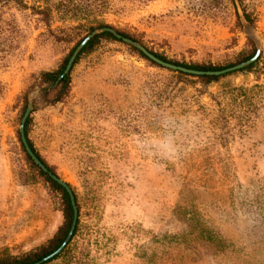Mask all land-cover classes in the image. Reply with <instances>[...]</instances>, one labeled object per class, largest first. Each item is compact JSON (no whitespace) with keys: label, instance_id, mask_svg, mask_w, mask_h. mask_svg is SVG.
Segmentation results:
<instances>
[{"label":"rangeland","instance_id":"obj_1","mask_svg":"<svg viewBox=\"0 0 264 264\" xmlns=\"http://www.w3.org/2000/svg\"><path fill=\"white\" fill-rule=\"evenodd\" d=\"M22 2L0 0V260L41 250L64 223L61 195L18 139L26 98L29 139L80 208L70 256L53 264H264V103L251 112L240 96L264 76L205 86L102 40L62 100L41 84L100 25L187 65L236 63L252 37L264 53V0L239 1L255 24L235 0ZM72 7L89 16L62 15Z\"/></svg>","mask_w":264,"mask_h":264},{"label":"trees","instance_id":"obj_2","mask_svg":"<svg viewBox=\"0 0 264 264\" xmlns=\"http://www.w3.org/2000/svg\"><path fill=\"white\" fill-rule=\"evenodd\" d=\"M8 1H12L15 3L18 2L20 5H22L23 7H25L27 9V6L22 2V0H8ZM231 1L234 4V0H231ZM239 1L241 2V4L243 3V0H239ZM234 6H235V4H234ZM102 7H104L105 9L108 8L106 2H104V5ZM31 9H32L34 15L40 16V22L45 27L51 28L52 23L54 22V19L52 16V13H53L52 8H50L49 6L44 7V6L39 5V6H34ZM55 11H58V13H61L62 10L60 8H56ZM62 13H64L62 15H66V13H70L71 14V17H70L71 20H79V19L83 18V15H84V17L89 16V14H87L86 11L84 12L80 9H77L76 7L68 8V9L64 10ZM244 13H245L246 20L251 24H255V20H254L253 16L246 11L245 7H244ZM83 19H85V18H83ZM98 28H109V29L115 30V28H113L112 26H108V25H100L97 28L90 29L89 32H87V34L81 40H79L77 42V44L73 47L71 52L64 59L63 63L60 65V67L56 71L45 72L42 74L41 84L43 86L49 85L51 87V90L48 93H55V95H56L55 102L62 100L69 93V90L71 87V74H72V71H73L75 65H77L79 63V61L81 60V58L85 54L91 53L102 40L122 43V44L128 46L133 52H136L142 59L146 60L147 62L151 63L152 65L157 66L161 69H166L165 67H162V66L156 64L155 62H153L142 51L138 50L137 48H135L131 45L124 43L123 40L117 38L112 33L104 32V33H101V34L95 36L93 39H91L85 45V47L82 49V51L79 53V55L75 59L70 72L68 74H65L66 69L69 65V62H70L73 54L77 50V48L81 45V43L91 33H93ZM115 31L118 33V35L122 36L123 38H127V39H130V40H133L135 42L142 44L141 42H139L135 38L125 34L122 31H119V30H115ZM249 44L251 46V50L246 55H243L236 63L229 64V65L224 66V67H215V66H210V65H208V66L187 65V64L169 61L163 55H160V54L152 51L151 49L147 48L143 44L142 45L149 52H151L154 56H156L157 58H159L160 60H162L166 63L172 64V65H175L178 67H182L185 69L193 70V71L219 72V71H223V70L235 67L237 65L245 63V62L251 60L252 58H254V56L256 55L257 49H256L253 42L250 41ZM168 70L171 72L177 73L181 77L197 78V79L201 80L205 86H209L213 83H218L221 79L228 77V76H231V75H234V74H245V73L246 74H253L256 77V81L260 82L261 78L264 76V53H262L260 58L255 63L250 65L248 68L243 69V70H239L236 72H232L229 74H225L222 76H208V75L199 76V75L184 73L181 71H174V70H170V69H168ZM48 93H47V95H48ZM240 96H242L243 100L246 101V103H247L246 109L253 112L257 109L258 104L264 103V85H258L257 84L251 89H243L242 94H240ZM27 107H28V101L25 98V107L23 110L22 118L25 115ZM32 113L30 114V116L28 117V119L25 123V136H26V139L28 141V144H29L30 148L32 149L33 153L36 155V157L47 167L49 172H51L54 175H56L57 177H59V175L56 173V171L52 167H50L46 163V161L39 155V153L36 151L33 143L29 139L30 124L32 122V120H31ZM17 134H18L19 142L23 148V151L25 152V154L27 156L29 163L32 165L33 168H35L39 172V174L46 180V182L49 183L51 185V187L61 195L62 206H63V215H64V223L60 227V229L58 230L55 237L49 242V244L46 247L42 248L39 251L26 254L25 256H22V257H13V258L2 259V260H0V264H36V263L40 262L41 260L49 257L53 253H55L63 245V243L67 239V237L71 231V228H72V224L74 221V208H73V205L71 202V198H70L69 194L67 193V191L65 190V188H63L56 181H54L47 173L42 171L41 168L34 163V161L29 156V154L27 153V151L25 149V146H24L22 139H21V136H20V132L18 131ZM68 185L73 190L72 186L70 184H68ZM73 193H74V196L76 199V205L78 207V214L79 215H78L77 227H76V230H75L74 235L72 237V240L69 242L67 248L60 255L56 256L54 259H52V260H50L44 264H53L59 260H63V259L65 260V259H67V257L70 256L71 245H72L75 237L77 236V234L79 232V228H80V208H79L77 196H76L74 190H73Z\"/></svg>","mask_w":264,"mask_h":264},{"label":"water","instance_id":"obj_3","mask_svg":"<svg viewBox=\"0 0 264 264\" xmlns=\"http://www.w3.org/2000/svg\"><path fill=\"white\" fill-rule=\"evenodd\" d=\"M235 3H236V6H237L238 11H239V13H240V15L242 17L243 22L247 24L246 18H244V16L241 14V6H240V3H239V0H235ZM104 32H110L113 35H115L117 38L123 40V42H125V43H127V44H129L131 46H134L138 50L142 51L153 62H155L156 64H158V65H160L162 67H165L167 69L174 70V71H181V72H184V73L193 74V75H199V76H203V75H208V76H222V75H225V74H229V73H232V72H236V71H239V70L246 69L250 65H252L253 63H255L260 58V56L262 54V46H261L260 42L255 37H252L253 40H254V42H255V44H256L257 52H256V55L254 56V58H252L251 60H249V61H247L245 63H242L240 65H237L235 67H232V68H229V69H226V70H223V71H219V72H200V71H193V70L185 69V68H182V67H178V66H175V65L166 63V62L160 60L159 58H157L156 56H154L151 52H149L140 43L135 42V41L130 40V39H127V38H123L122 36L118 35V33L115 30H113V29L102 28V29L95 30L93 33H91L81 43V45L77 48V50L73 54V56H72V58H71V60L69 62V65H68V67L66 69L65 74H68L70 72V70L72 68V65H73L75 59L77 58V56L79 55V53L82 51V49L85 47V45L91 39H93L95 36H97V35H99L101 33H104ZM33 108H34L33 107V101L32 100H29L26 113H25V115L23 117L22 124L20 126V136H21L22 142H23V144L25 146V149H26L27 153L32 158V160L34 161V163L36 165H38L41 168L42 171H44L45 173H47L54 181H56L59 185H61L63 188H65V190L67 191V193L69 194V196L71 198V202H72V205H73V208H74V221H73L72 228H71V231H70L67 239L65 240V242L63 243V245L55 253H53L49 257L41 260L40 262L36 263V264H44V263H46V262L54 259L56 256L60 255L67 248V246H68L69 242L72 240V237H73L74 232L76 230L77 222H78V215L79 214H78V208H77V205H76V199H75V196H74V193H73V190L71 189V187L65 181H63L62 179H60L59 177H57L53 173L49 172V170L47 169V167L33 153L32 149L30 148V146L28 144V141H27L26 136H25V123H26L28 117L30 116Z\"/></svg>","mask_w":264,"mask_h":264}]
</instances>
